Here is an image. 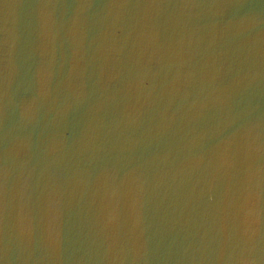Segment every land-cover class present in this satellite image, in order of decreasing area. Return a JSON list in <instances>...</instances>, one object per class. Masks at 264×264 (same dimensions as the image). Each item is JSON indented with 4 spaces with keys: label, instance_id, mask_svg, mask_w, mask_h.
<instances>
[{
    "label": "water",
    "instance_id": "obj_1",
    "mask_svg": "<svg viewBox=\"0 0 264 264\" xmlns=\"http://www.w3.org/2000/svg\"><path fill=\"white\" fill-rule=\"evenodd\" d=\"M0 264H264V0H0Z\"/></svg>",
    "mask_w": 264,
    "mask_h": 264
}]
</instances>
